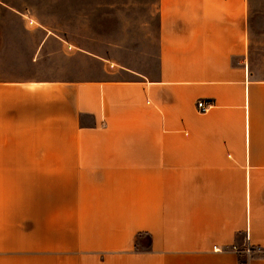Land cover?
I'll list each match as a JSON object with an SVG mask.
<instances>
[{
	"label": "crops",
	"instance_id": "0c3cea01",
	"mask_svg": "<svg viewBox=\"0 0 264 264\" xmlns=\"http://www.w3.org/2000/svg\"><path fill=\"white\" fill-rule=\"evenodd\" d=\"M155 6L151 41L101 49L6 5L0 264H264L249 0Z\"/></svg>",
	"mask_w": 264,
	"mask_h": 264
},
{
	"label": "rangeland",
	"instance_id": "374dc122",
	"mask_svg": "<svg viewBox=\"0 0 264 264\" xmlns=\"http://www.w3.org/2000/svg\"><path fill=\"white\" fill-rule=\"evenodd\" d=\"M42 1L0 0V18L9 16L6 5H14L25 20L45 24L70 42L101 49L120 42L131 46L149 42L156 34V0H46V7ZM100 1L110 7L106 3L99 7ZM249 4L246 59L252 77L264 79V0ZM9 28L0 25V51L5 47L1 35L10 34ZM16 49L19 59L26 60L28 43L19 42Z\"/></svg>",
	"mask_w": 264,
	"mask_h": 264
},
{
	"label": "built area",
	"instance_id": "2783aa9c",
	"mask_svg": "<svg viewBox=\"0 0 264 264\" xmlns=\"http://www.w3.org/2000/svg\"><path fill=\"white\" fill-rule=\"evenodd\" d=\"M210 106H211V104L209 102H207L206 100H203V99H200L196 102V109L200 113H204V112L208 111ZM234 249L237 250L235 247H234ZM243 252L246 255H251L252 253H261L262 250L259 247H257V248H245V249H243Z\"/></svg>",
	"mask_w": 264,
	"mask_h": 264
}]
</instances>
